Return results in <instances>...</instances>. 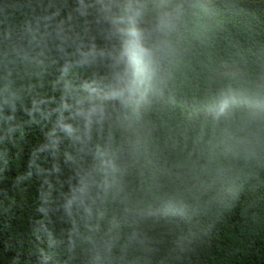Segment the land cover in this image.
Returning <instances> with one entry per match:
<instances>
[{"label":"trees","instance_id":"trees-1","mask_svg":"<svg viewBox=\"0 0 264 264\" xmlns=\"http://www.w3.org/2000/svg\"><path fill=\"white\" fill-rule=\"evenodd\" d=\"M145 2L163 82L88 132L61 97L103 69H60L95 10L0 0V264H264V1Z\"/></svg>","mask_w":264,"mask_h":264},{"label":"clouds","instance_id":"clouds-1","mask_svg":"<svg viewBox=\"0 0 264 264\" xmlns=\"http://www.w3.org/2000/svg\"><path fill=\"white\" fill-rule=\"evenodd\" d=\"M97 3L99 7L86 3V0H76L75 11L86 18L90 14L89 9L95 10L102 43L98 44L96 37L87 33L78 37L74 51L65 53L70 59L60 69L61 78L67 77L73 67L103 69L94 71L91 80L78 86L66 82L65 95L61 97V107L67 110L70 107L66 102L69 90L75 91L76 94L71 95L75 115L83 120L88 132L94 124L101 126L108 119L110 102H119L126 109L137 95L145 98L152 91L154 80L159 79L162 83L161 61L171 51L167 39L153 35L167 29L163 19L152 32L142 27L147 13L145 0H124L123 4L119 0H97ZM65 43L67 40L61 41V45ZM59 50L64 52L63 47ZM229 110V99H221L212 109L214 119L225 116ZM60 126L69 137L74 135L75 129L71 124L61 123ZM108 167L113 174L117 172L112 161L108 162ZM86 190V185L79 189L81 194ZM72 203V200L67 202L68 206ZM85 212L90 214L87 208Z\"/></svg>","mask_w":264,"mask_h":264},{"label":"rangeland","instance_id":"rangeland-1","mask_svg":"<svg viewBox=\"0 0 264 264\" xmlns=\"http://www.w3.org/2000/svg\"><path fill=\"white\" fill-rule=\"evenodd\" d=\"M264 1V0H263Z\"/></svg>","mask_w":264,"mask_h":264}]
</instances>
